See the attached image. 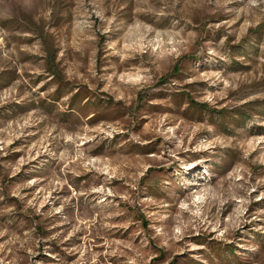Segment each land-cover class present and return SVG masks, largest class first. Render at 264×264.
<instances>
[{
  "label": "rangeland",
  "instance_id": "obj_1",
  "mask_svg": "<svg viewBox=\"0 0 264 264\" xmlns=\"http://www.w3.org/2000/svg\"><path fill=\"white\" fill-rule=\"evenodd\" d=\"M0 264H264V0H0Z\"/></svg>",
  "mask_w": 264,
  "mask_h": 264
},
{
  "label": "trees",
  "instance_id": "obj_2",
  "mask_svg": "<svg viewBox=\"0 0 264 264\" xmlns=\"http://www.w3.org/2000/svg\"><path fill=\"white\" fill-rule=\"evenodd\" d=\"M206 106V105H205Z\"/></svg>",
  "mask_w": 264,
  "mask_h": 264
}]
</instances>
